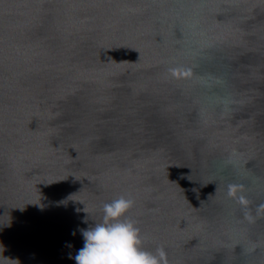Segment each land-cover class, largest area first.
I'll return each mask as SVG.
<instances>
[{
  "label": "water",
  "instance_id": "water-1",
  "mask_svg": "<svg viewBox=\"0 0 264 264\" xmlns=\"http://www.w3.org/2000/svg\"><path fill=\"white\" fill-rule=\"evenodd\" d=\"M122 194L169 264H264V0H0V264Z\"/></svg>",
  "mask_w": 264,
  "mask_h": 264
},
{
  "label": "clouds",
  "instance_id": "clouds-1",
  "mask_svg": "<svg viewBox=\"0 0 264 264\" xmlns=\"http://www.w3.org/2000/svg\"><path fill=\"white\" fill-rule=\"evenodd\" d=\"M133 204L132 198L122 194L103 203L100 219L90 215L92 222L80 228L83 246L70 253L76 264H169L162 245L154 251L143 246L141 229L126 215ZM83 219L88 221L89 216Z\"/></svg>",
  "mask_w": 264,
  "mask_h": 264
}]
</instances>
